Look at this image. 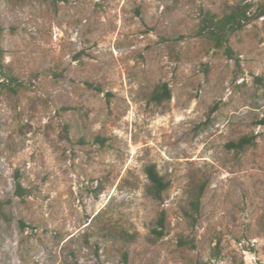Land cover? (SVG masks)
Here are the masks:
<instances>
[{
  "label": "rangeland",
  "instance_id": "374dc122",
  "mask_svg": "<svg viewBox=\"0 0 264 264\" xmlns=\"http://www.w3.org/2000/svg\"><path fill=\"white\" fill-rule=\"evenodd\" d=\"M239 1L264 5L0 0V264H264V16L234 58L196 35L202 9ZM162 82L166 105L150 100ZM248 133L255 145L226 146ZM151 163L171 183L162 203ZM194 178L208 186L191 225Z\"/></svg>",
  "mask_w": 264,
  "mask_h": 264
},
{
  "label": "trees",
  "instance_id": "16d2710c",
  "mask_svg": "<svg viewBox=\"0 0 264 264\" xmlns=\"http://www.w3.org/2000/svg\"><path fill=\"white\" fill-rule=\"evenodd\" d=\"M264 16V5L260 4L254 9V4L250 1H239L227 5L222 14L213 13L210 10H201L200 21L196 30V35L217 49H225V52L231 58H234V50L231 47V39L239 31L243 30L252 21ZM1 32V27H0ZM10 80H17L14 76L8 77ZM262 80L260 77H256ZM172 97V90L168 82L158 84L150 94V100L158 105H166ZM262 119L260 122H264ZM257 135L248 133L237 139L229 141L226 146L236 151H244L249 146L255 145ZM145 173L149 182L146 185V193L150 197L164 202L167 192L170 188V181L167 180L158 170L154 163L145 166ZM208 182L204 179L194 178L191 187L188 190L187 206L183 208L185 216L189 219L191 225H195L201 214L202 199L207 189ZM25 193L21 183H17L16 194L23 196ZM11 201L0 200V220L9 219L8 208ZM25 223L21 220V225ZM168 216L165 209H161L151 229L149 240L156 243L168 233ZM178 244L195 248L194 238L181 236ZM221 249L219 242L214 247L213 256L218 258ZM193 264H213L203 259L196 260Z\"/></svg>",
  "mask_w": 264,
  "mask_h": 264
}]
</instances>
